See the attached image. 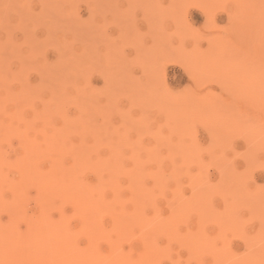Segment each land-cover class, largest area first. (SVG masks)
Segmentation results:
<instances>
[{
	"label": "rangeland",
	"instance_id": "1",
	"mask_svg": "<svg viewBox=\"0 0 264 264\" xmlns=\"http://www.w3.org/2000/svg\"><path fill=\"white\" fill-rule=\"evenodd\" d=\"M0 226L264 264V0H0Z\"/></svg>",
	"mask_w": 264,
	"mask_h": 264
},
{
	"label": "bare ground",
	"instance_id": "2",
	"mask_svg": "<svg viewBox=\"0 0 264 264\" xmlns=\"http://www.w3.org/2000/svg\"><path fill=\"white\" fill-rule=\"evenodd\" d=\"M71 240L70 234L45 226L40 227L35 234L21 232L12 226H0V263L155 264L150 257L132 259L122 255L116 248L106 256L96 248L93 239L83 248L73 246Z\"/></svg>",
	"mask_w": 264,
	"mask_h": 264
}]
</instances>
